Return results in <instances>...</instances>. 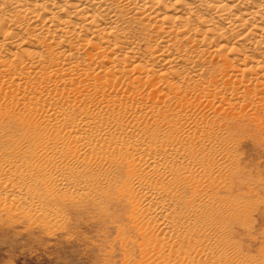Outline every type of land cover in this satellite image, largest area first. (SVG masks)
Here are the masks:
<instances>
[{"label": "bare ground", "instance_id": "6f19581e", "mask_svg": "<svg viewBox=\"0 0 264 264\" xmlns=\"http://www.w3.org/2000/svg\"><path fill=\"white\" fill-rule=\"evenodd\" d=\"M245 107L264 111V0H0V206L17 214L115 199L140 256L244 264L237 205L211 186Z\"/></svg>", "mask_w": 264, "mask_h": 264}, {"label": "rangeland", "instance_id": "374dc122", "mask_svg": "<svg viewBox=\"0 0 264 264\" xmlns=\"http://www.w3.org/2000/svg\"><path fill=\"white\" fill-rule=\"evenodd\" d=\"M127 28L140 35L139 28ZM224 124L227 160L211 189L237 205L233 249L244 264H264V111L245 107ZM29 205L36 209L32 216L0 206V264H159L140 256L131 207L118 200L47 196Z\"/></svg>", "mask_w": 264, "mask_h": 264}]
</instances>
